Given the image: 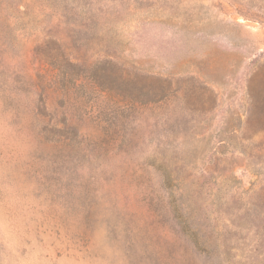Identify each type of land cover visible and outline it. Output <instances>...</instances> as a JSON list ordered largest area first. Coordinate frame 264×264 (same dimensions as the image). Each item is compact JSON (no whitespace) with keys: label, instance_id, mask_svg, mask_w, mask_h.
I'll list each match as a JSON object with an SVG mask.
<instances>
[{"label":"rangeland","instance_id":"1","mask_svg":"<svg viewBox=\"0 0 264 264\" xmlns=\"http://www.w3.org/2000/svg\"><path fill=\"white\" fill-rule=\"evenodd\" d=\"M0 264H264V0H0Z\"/></svg>","mask_w":264,"mask_h":264}]
</instances>
